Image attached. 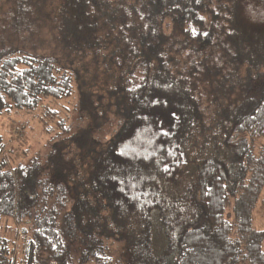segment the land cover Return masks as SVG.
Returning <instances> with one entry per match:
<instances>
[{
  "label": "trees",
  "instance_id": "1",
  "mask_svg": "<svg viewBox=\"0 0 264 264\" xmlns=\"http://www.w3.org/2000/svg\"><path fill=\"white\" fill-rule=\"evenodd\" d=\"M52 1L59 57L0 51V118L51 135L0 136V264H264V0Z\"/></svg>",
  "mask_w": 264,
  "mask_h": 264
},
{
  "label": "rangeland",
  "instance_id": "2",
  "mask_svg": "<svg viewBox=\"0 0 264 264\" xmlns=\"http://www.w3.org/2000/svg\"><path fill=\"white\" fill-rule=\"evenodd\" d=\"M55 7V1L52 0H0V51L17 49L35 55L59 57L53 28ZM174 35L177 41H181L178 32ZM180 54L179 57H184L186 52ZM241 70L242 68L239 72ZM75 102L76 95L49 107L58 110L61 115L73 116L71 112ZM117 124L118 121L114 119L110 125L103 127L104 133L115 131ZM0 136L7 148L14 152L16 160L23 162L29 161L35 155H42L51 138V135L43 132L36 117L18 112L0 118ZM254 145L256 148L264 146V138L256 140ZM261 221L254 210L253 228L264 229V221ZM112 252L115 253L113 248ZM113 259L117 260V252Z\"/></svg>",
  "mask_w": 264,
  "mask_h": 264
},
{
  "label": "crops",
  "instance_id": "3",
  "mask_svg": "<svg viewBox=\"0 0 264 264\" xmlns=\"http://www.w3.org/2000/svg\"><path fill=\"white\" fill-rule=\"evenodd\" d=\"M255 211H256V214L259 216V220L264 221V188H263V191L260 197V201L256 205ZM259 230H264V229H259ZM262 250L264 252V240L262 242Z\"/></svg>",
  "mask_w": 264,
  "mask_h": 264
}]
</instances>
